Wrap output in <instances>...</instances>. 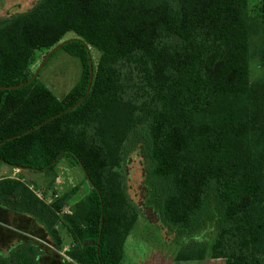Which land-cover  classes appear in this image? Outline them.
<instances>
[{"label": "trees", "instance_id": "trees-1", "mask_svg": "<svg viewBox=\"0 0 264 264\" xmlns=\"http://www.w3.org/2000/svg\"><path fill=\"white\" fill-rule=\"evenodd\" d=\"M57 45L82 65L62 99L29 75ZM252 61L264 66V0L253 11L248 0H38L0 20V162L52 190L48 201L1 178L0 207L32 218L56 250L60 230L71 240L67 260L26 243L0 264H120L142 214L124 174L134 151L177 262L264 264V76L250 80ZM62 159L88 185L68 211L79 187L53 190Z\"/></svg>", "mask_w": 264, "mask_h": 264}, {"label": "rangeland", "instance_id": "rangeland-1", "mask_svg": "<svg viewBox=\"0 0 264 264\" xmlns=\"http://www.w3.org/2000/svg\"><path fill=\"white\" fill-rule=\"evenodd\" d=\"M38 0H0V20L6 19L17 13L25 12L30 9ZM250 10L258 5L259 0H248ZM73 32H68L62 42L75 39ZM88 56L90 64L95 67L99 52L88 46ZM250 80L257 81V78L264 76V66L257 62L249 63ZM37 75V80L47 87L57 99H62L78 83L82 74V65L78 58L67 54L60 46H55L50 50H41L36 53V63L30 68L29 75ZM68 159H62L56 167L58 178L57 189L53 190L59 194L71 189L73 186L84 183L83 173L78 166H70ZM0 167L9 171L11 168L0 162ZM2 172V170H0ZM126 176L127 193L131 202L141 209V216L137 224L126 238L124 244L123 258L120 264H224L219 260L206 258L203 261H181L175 260L177 243L172 245V236H168L161 223L156 221L151 208L144 205L143 180L144 166L140 155L132 152L128 156L124 166ZM27 183L33 184L36 190L41 193L48 183V178L40 172L24 170L22 174ZM87 185L85 184V189ZM47 191V190H46ZM84 188L79 194L71 198L70 204L83 195ZM52 190H48L46 195H51ZM76 194V193H75ZM45 195V196H46ZM82 195L81 197H79ZM45 198V197H44ZM69 204V205H70ZM177 244V245H176Z\"/></svg>", "mask_w": 264, "mask_h": 264}, {"label": "crops", "instance_id": "crops-1", "mask_svg": "<svg viewBox=\"0 0 264 264\" xmlns=\"http://www.w3.org/2000/svg\"><path fill=\"white\" fill-rule=\"evenodd\" d=\"M9 167L11 168L9 171H6L2 167H0V170H2V172H0V179L6 178V177L7 178H18V177L23 178L24 177L22 175L24 170L14 168L11 166ZM23 179L25 180V178ZM41 182L43 183V185L40 187V190L41 189L43 190L44 188H46V186L44 187V184H45L44 180H41ZM58 183H59L58 178L56 177L55 182H54L55 189H57L56 185ZM85 184L87 185L86 182L80 184L78 186L79 188L76 194H74L73 196L77 195V193L79 194V191L82 190V188H84V191L82 193V195L84 196L88 192V185H87V188L85 189ZM31 185L34 186L33 184ZM46 192H47L46 190L44 191V193H41L40 191L38 192L36 190L35 193H40L44 195L46 200H49L50 195L47 196ZM82 195H80L79 197H81ZM71 198L67 200V206L65 208L66 211H68L69 207L72 204H74L75 202L81 199L79 198L77 200H74L70 204ZM60 236L62 239V249L56 250L47 241L48 238L46 237L45 231L32 218L28 217L27 215L16 213V212L7 210L6 208L0 207V258H8L11 254V251L15 247L21 244L34 243V244L41 245L44 248V250L47 251L49 256H51L50 255L51 250H53L60 257H62L63 259H66L65 258L66 256L64 253H65V250H67V248L71 244V240L64 230H60Z\"/></svg>", "mask_w": 264, "mask_h": 264}, {"label": "built area", "instance_id": "built-area-1", "mask_svg": "<svg viewBox=\"0 0 264 264\" xmlns=\"http://www.w3.org/2000/svg\"><path fill=\"white\" fill-rule=\"evenodd\" d=\"M37 195L40 197V198H42V194H40V193H37ZM45 199V198H44ZM49 201V200H48ZM66 259H68L67 257H65Z\"/></svg>", "mask_w": 264, "mask_h": 264}, {"label": "water", "instance_id": "water-1", "mask_svg": "<svg viewBox=\"0 0 264 264\" xmlns=\"http://www.w3.org/2000/svg\"><path fill=\"white\" fill-rule=\"evenodd\" d=\"M61 45V44H60ZM60 45H57V46H60ZM90 76H91V66H90Z\"/></svg>", "mask_w": 264, "mask_h": 264}]
</instances>
